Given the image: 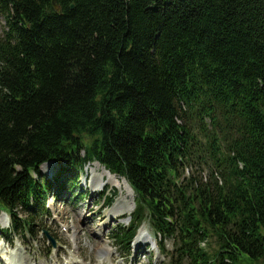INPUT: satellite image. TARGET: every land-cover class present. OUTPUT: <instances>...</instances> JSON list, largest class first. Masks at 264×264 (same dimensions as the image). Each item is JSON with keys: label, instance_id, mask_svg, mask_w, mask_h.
<instances>
[{"label": "trees", "instance_id": "obj_1", "mask_svg": "<svg viewBox=\"0 0 264 264\" xmlns=\"http://www.w3.org/2000/svg\"><path fill=\"white\" fill-rule=\"evenodd\" d=\"M55 5L0 0L2 237L32 238L97 162L133 190L121 252L146 223L168 264L262 263L264 0Z\"/></svg>", "mask_w": 264, "mask_h": 264}, {"label": "rangeland", "instance_id": "obj_2", "mask_svg": "<svg viewBox=\"0 0 264 264\" xmlns=\"http://www.w3.org/2000/svg\"><path fill=\"white\" fill-rule=\"evenodd\" d=\"M3 23V18L0 16V31ZM48 163L50 164L41 167L42 173L46 176L55 171L52 162ZM98 164L94 162L85 166L76 182L75 191L63 194L64 199L54 195L57 187H53L46 205L49 215L40 216L34 223L37 232L32 238L20 239L16 236L11 246L8 241L2 240L0 234V264H9L5 256L9 257L8 253L16 251L23 253L31 264H168L169 258L158 252L151 230L146 223L138 230V235L133 240L128 253L121 252L112 241L111 230L118 223L127 224L129 219L125 218L127 215L109 216L108 214L115 199L121 196L120 188L112 187L110 184H100L95 189L91 186L88 178H91L93 169L101 166ZM188 167V171L184 172L186 178L191 173L198 178L202 177L203 180L208 178L207 167ZM121 180L125 181L123 178ZM8 225V216L1 213L0 227L5 228ZM141 230L147 231L151 237L145 232L147 238L143 239L142 237L145 236L141 235ZM51 239L54 240L53 246L48 243ZM106 241L111 246L110 253L106 251L108 249L105 245ZM209 243L211 247L212 241ZM167 248H172L171 241L167 243ZM243 264L262 263L244 259Z\"/></svg>", "mask_w": 264, "mask_h": 264}, {"label": "bare ground", "instance_id": "obj_3", "mask_svg": "<svg viewBox=\"0 0 264 264\" xmlns=\"http://www.w3.org/2000/svg\"><path fill=\"white\" fill-rule=\"evenodd\" d=\"M100 167H96L95 169H93L94 171H92L91 178L90 177L88 178L90 179L91 186L95 189L100 184H104V185L110 184L112 187H117L122 190L121 196L116 198L114 204L109 208V212H108L109 216L129 215L134 209L133 195L131 188L129 187L127 182L121 180V178H119L118 176L110 173L104 167L101 168ZM104 185L102 187H104ZM105 245L108 248L106 251L110 253L111 246L107 241ZM8 256L9 257L5 256V258L7 261H9V264H31V262L24 256L23 253L16 251L14 253H8Z\"/></svg>", "mask_w": 264, "mask_h": 264}, {"label": "water", "instance_id": "obj_4", "mask_svg": "<svg viewBox=\"0 0 264 264\" xmlns=\"http://www.w3.org/2000/svg\"><path fill=\"white\" fill-rule=\"evenodd\" d=\"M52 5H53V7L54 8H56L57 9V11H60V9H59V7L57 6V5H55V0H52ZM71 7H73V5L71 4ZM52 243L54 244V240H52ZM262 264H264V261H263V263Z\"/></svg>", "mask_w": 264, "mask_h": 264}]
</instances>
